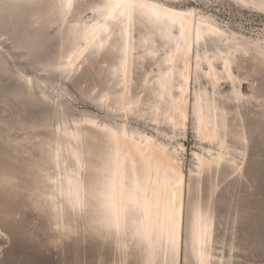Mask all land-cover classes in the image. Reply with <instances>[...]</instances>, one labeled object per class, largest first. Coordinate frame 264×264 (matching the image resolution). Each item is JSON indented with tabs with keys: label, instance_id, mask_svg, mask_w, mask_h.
Listing matches in <instances>:
<instances>
[{
	"label": "clouds",
	"instance_id": "obj_1",
	"mask_svg": "<svg viewBox=\"0 0 264 264\" xmlns=\"http://www.w3.org/2000/svg\"><path fill=\"white\" fill-rule=\"evenodd\" d=\"M225 2L264 15V0H195L204 8ZM70 3L74 0H0V61L12 59L5 44L21 61H34L32 75L14 69L23 91L9 90L7 95L16 104L31 102L45 109L32 117L0 121V237L6 236L5 226L17 225L30 239L45 236L56 250L91 242L107 252L97 264H181L180 253L190 257V264H235L237 249L225 257L213 240L211 200L202 214L196 194L190 199L186 190L188 182L198 185L197 177L207 174L202 157L193 152L194 166L186 175L187 150L176 139L182 127L177 117L185 103L187 64L172 67L153 61L152 54L134 50L130 43L114 52L103 29L95 40L83 39L81 25L72 23L56 40L76 44L72 77L87 68L92 78L76 94L62 77L36 92L35 74L45 62L39 57L64 24ZM45 7L46 14L40 11ZM25 9L31 14L21 19ZM95 10L111 13L109 19L126 33L136 23L148 22L178 25L183 35L197 15L215 24L232 37L229 61L219 71L232 84L228 99L242 96L240 89L246 85L248 102L259 97L264 111V24L232 25L187 7L186 0H102ZM181 11L191 16L177 15ZM44 27L46 34L39 32ZM109 56L110 64L104 65ZM138 73L145 77L139 85ZM177 88L179 95H174ZM223 99L204 91L195 94L194 102H206L211 109ZM85 124L100 134L97 143L85 141Z\"/></svg>",
	"mask_w": 264,
	"mask_h": 264
},
{
	"label": "rangeland",
	"instance_id": "obj_2",
	"mask_svg": "<svg viewBox=\"0 0 264 264\" xmlns=\"http://www.w3.org/2000/svg\"><path fill=\"white\" fill-rule=\"evenodd\" d=\"M186 6L198 7L219 21L232 25L254 27L264 24V15L238 10L227 2L204 8L203 4H196L195 0H186ZM4 47L12 59L5 58V63L0 61V121L11 120L17 115L32 117L40 114L45 111L42 105L31 102L16 104L7 95L9 90L23 91V85L12 75L14 69L19 67L26 74L32 75L34 63L21 61L12 52L10 45L5 44ZM35 75L38 94L42 91L43 84L51 85L52 81L60 77L66 80V76L41 70ZM200 77L202 87L210 91L208 78L204 75ZM91 78V72L82 74L72 82L67 81L66 87L71 93L76 94L81 84ZM141 81L143 80L137 84ZM220 84L223 92L231 89L229 82L222 80ZM240 90L243 99L239 102V107L249 130L248 148L245 158L240 153H234L232 157L236 162L244 161L242 169L235 171L225 167L218 174L214 170H207V174H203L204 184L200 195L204 197L209 184L216 183L217 188L212 201L215 213L213 238L216 247L224 252L225 257L231 248H236L237 251L233 254L235 264H264V111L260 109L259 97L247 102L250 93L246 85ZM136 91L142 92L143 89L137 88ZM228 104L235 108L236 101ZM85 107L91 108L92 105L87 104ZM176 139L182 142L187 150L186 175L187 169L194 166L191 153L197 152L207 156L208 149L212 151L217 149L216 143L196 135L192 127L191 113L186 129L180 128ZM228 145L232 147L234 143L229 141ZM194 183L195 181L188 182L186 189L188 192ZM3 230L6 236L0 237V264H97L101 254L107 256L106 251H102L91 242L68 245L62 250H56L47 244V238L43 235L36 240L26 237L20 226L9 225ZM181 264H190V257L185 253H181Z\"/></svg>",
	"mask_w": 264,
	"mask_h": 264
},
{
	"label": "bare ground",
	"instance_id": "obj_3",
	"mask_svg": "<svg viewBox=\"0 0 264 264\" xmlns=\"http://www.w3.org/2000/svg\"><path fill=\"white\" fill-rule=\"evenodd\" d=\"M101 2L102 0H74V4L70 3L69 13L65 18L64 24L60 25L55 37H51L46 41V46L39 57L40 60L45 62L39 65V70L46 73L58 74L59 76H66V80L69 79L68 82H72L82 74L91 72L86 68L81 73L72 77L74 72L72 66L74 47L76 44H66L63 40L59 43L56 40V37L62 36L64 27L72 23H79L81 25L80 38L83 39L95 40L97 31L103 29L106 33L104 40L114 52H119L123 44L130 43L134 50L152 54L151 59L153 61L159 60L172 67L178 62L187 64L189 79L184 81L183 96L185 103L177 117L178 121L182 123L181 128L186 129L191 113L192 127L196 135L201 139H209L211 142L217 144L215 151H212V149L207 150V156L195 152L202 157V168L214 170L217 174L225 167L234 169L235 171L241 170L244 161L236 162L232 154L240 153L245 158L246 149L248 148L249 130L246 128L245 119L239 107V102L242 101L243 95L240 97L233 95L231 99H228L229 95L233 93L232 84L227 80V74H225L223 79L219 75V71L223 70V65H227L229 61L232 37L220 30L215 24L202 22L199 15L195 17L194 21L189 20L188 29L183 35L178 25H157L148 22H138L132 27L130 33H126L120 24L114 23L109 19L111 13L105 16L102 12L95 10ZM40 11L46 14L49 8L45 7ZM30 14L31 10L25 9L21 13V19ZM177 15L191 16L190 13L183 11L177 13ZM47 31V27L39 30V32L45 34ZM39 32L37 38H39ZM185 51L187 53L186 56L184 55ZM111 59V56L106 57L102 63L109 65ZM32 62L34 63V61ZM140 62L142 63L143 61ZM197 65L200 66V73H203L208 78L211 87L210 91L202 87ZM218 65H220L219 70L217 69ZM121 72H124L123 68ZM144 78L143 73H138L136 81L139 82L140 80H144ZM192 79L194 86H192ZM222 80L230 83L231 89L229 91L223 92L221 90L220 83ZM213 84H216L215 89L213 88ZM204 91H207L209 96L214 95L217 98L224 99L220 104L215 105L211 109L206 102L197 105L194 102L195 94ZM174 95H179L178 88L174 91ZM231 101H236L235 108H232L228 104ZM229 112L237 114L235 116L226 115ZM81 132L86 134L85 141L88 144L98 142L100 134L88 125H82ZM93 137L97 139L93 140ZM229 141L233 142L234 146L230 147L228 145ZM68 167H72L71 161L68 162ZM197 179L199 183L197 185L195 182L190 188L189 198L191 199L196 194L195 198L200 203V211L204 214L207 211L205 203L209 200L213 201V190H216L217 187L216 183L209 184L207 194L202 197L200 194L204 184L203 173ZM213 232L214 224L212 226ZM179 256L181 260V253Z\"/></svg>",
	"mask_w": 264,
	"mask_h": 264
},
{
	"label": "snow or ice",
	"instance_id": "obj_4",
	"mask_svg": "<svg viewBox=\"0 0 264 264\" xmlns=\"http://www.w3.org/2000/svg\"><path fill=\"white\" fill-rule=\"evenodd\" d=\"M185 134H186V131H185Z\"/></svg>",
	"mask_w": 264,
	"mask_h": 264
}]
</instances>
